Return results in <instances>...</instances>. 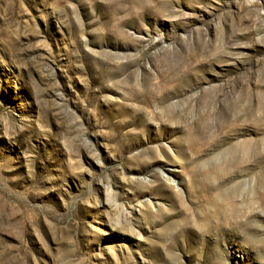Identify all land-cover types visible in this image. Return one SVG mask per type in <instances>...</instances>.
Returning a JSON list of instances; mask_svg holds the SVG:
<instances>
[{
    "label": "rangeland",
    "instance_id": "obj_1",
    "mask_svg": "<svg viewBox=\"0 0 264 264\" xmlns=\"http://www.w3.org/2000/svg\"><path fill=\"white\" fill-rule=\"evenodd\" d=\"M0 264H264V0H0Z\"/></svg>",
    "mask_w": 264,
    "mask_h": 264
}]
</instances>
